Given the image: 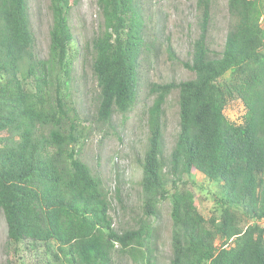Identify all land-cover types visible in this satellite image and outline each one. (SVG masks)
<instances>
[{"label": "trees", "instance_id": "trees-1", "mask_svg": "<svg viewBox=\"0 0 264 264\" xmlns=\"http://www.w3.org/2000/svg\"><path fill=\"white\" fill-rule=\"evenodd\" d=\"M50 2V52L41 59L28 0H0V209L9 240L43 243L60 264H113L115 243L137 264H156L151 219L169 200L170 264H264V0H228L231 25L216 58L207 41L214 0H198L200 35L183 63L195 76L150 85L143 217L138 229L121 234L113 227L109 190L82 150L90 135L113 127L116 113L126 119L136 106L143 58L152 49L145 15L139 0H97L103 29L85 50L93 54L98 102L92 120H81L69 103V19L77 1ZM175 90L180 131L167 164L163 114ZM237 100L245 108L238 125L225 114ZM196 173L221 186L208 219L184 186V177Z\"/></svg>", "mask_w": 264, "mask_h": 264}, {"label": "rangeland", "instance_id": "rangeland-1", "mask_svg": "<svg viewBox=\"0 0 264 264\" xmlns=\"http://www.w3.org/2000/svg\"><path fill=\"white\" fill-rule=\"evenodd\" d=\"M70 13L73 43L69 52L72 60L73 81L70 86L69 103L75 106L80 119L94 117L99 88L92 69L93 54L86 51V45L101 33L103 18L97 0H76ZM198 0H139L146 19V40L152 45L142 62V81L137 103L125 119L116 113L113 127H103L85 140L82 160L93 174L100 176L109 190L113 227L121 234L138 229L143 217V192L141 187L142 164L149 136L148 109L155 96L149 94L152 83L188 81L195 74L184 67L191 59L192 46L199 37ZM31 26L35 34L36 55L41 59L49 57L53 27V13L50 0H28ZM212 21L208 34V46L212 57H219L224 51L226 36L231 25L228 0H214ZM172 48L174 56L169 54ZM179 91L167 98L164 106L163 145L164 158L169 164L172 149L180 131ZM226 116L235 124H241L245 108L241 101L231 102ZM89 119V120H90ZM184 186L190 189L200 213L210 218L217 207V196L221 186L201 173L184 177ZM171 187V185H169ZM120 192V194H118ZM155 228L152 238V262L170 264L172 253L171 203L160 205L158 217L151 219ZM220 240L217 243L220 244ZM52 249L56 252L57 245ZM60 264L52 253L46 251L43 243L23 240L19 244L8 238V227L3 210L0 209V264ZM113 264H137L129 253L120 252V246L113 254Z\"/></svg>", "mask_w": 264, "mask_h": 264}, {"label": "clouds", "instance_id": "clouds-1", "mask_svg": "<svg viewBox=\"0 0 264 264\" xmlns=\"http://www.w3.org/2000/svg\"><path fill=\"white\" fill-rule=\"evenodd\" d=\"M119 246H120V245H119L118 243H115V247H116V248H118ZM116 248H115V249H116Z\"/></svg>", "mask_w": 264, "mask_h": 264}]
</instances>
